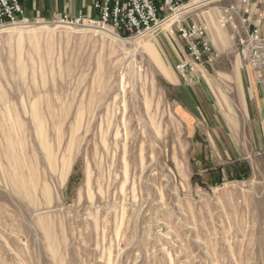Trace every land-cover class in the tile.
I'll list each match as a JSON object with an SVG mask.
<instances>
[{"label": "rangeland", "instance_id": "1", "mask_svg": "<svg viewBox=\"0 0 264 264\" xmlns=\"http://www.w3.org/2000/svg\"><path fill=\"white\" fill-rule=\"evenodd\" d=\"M166 27L116 39L22 15L0 29V264H264V157L217 177L229 165L191 136L184 41ZM233 56L198 68L213 76Z\"/></svg>", "mask_w": 264, "mask_h": 264}, {"label": "crops", "instance_id": "2", "mask_svg": "<svg viewBox=\"0 0 264 264\" xmlns=\"http://www.w3.org/2000/svg\"><path fill=\"white\" fill-rule=\"evenodd\" d=\"M17 1L24 10L23 17L32 21L54 20L64 14L70 18L93 19L98 16V11L93 6L98 0ZM249 1L251 20H254L253 13L256 9L264 13V0ZM222 2L223 6L231 3L239 5L238 0H222ZM219 11L220 9L215 7L211 11L202 12L201 15H197L194 22L204 23L207 28L208 25L212 27V35L208 28V37L214 50L217 49L219 52L227 48L233 50L235 46L229 39V31L219 27L216 22ZM169 26L171 25L167 27ZM260 30L264 35V25ZM141 49L152 62L158 65L164 78L168 81L173 79L170 71L160 63L158 52L154 46L143 44ZM227 60L229 62L224 59L219 62V65L230 64L227 71L219 70L211 76L204 74L198 68L190 76L191 86L179 89V92L185 95L187 100L184 107L189 108L192 105L195 110L193 113L197 114L202 121L200 128L193 127L191 136L194 137L196 131L203 132V140L210 147L206 159L225 162L229 165L218 166L215 169L218 170L217 177L223 178L226 170L232 174L233 169L242 164L251 172L256 165V158L264 157V74L261 77L257 75L250 66L240 61L238 56ZM200 90L207 96H211L214 113L206 112L197 95ZM221 92L227 93L226 96H221ZM210 122L213 123L209 124Z\"/></svg>", "mask_w": 264, "mask_h": 264}, {"label": "built area", "instance_id": "3", "mask_svg": "<svg viewBox=\"0 0 264 264\" xmlns=\"http://www.w3.org/2000/svg\"><path fill=\"white\" fill-rule=\"evenodd\" d=\"M196 1L203 6L219 0H98L93 4L98 11L97 18H70L64 14L53 22L61 26H97L111 29L119 37L127 33L134 38L152 35L170 22L175 25L185 48L176 70L188 82L189 75L195 73L198 66L214 60L207 26L188 21L190 12H186V7ZM238 2L239 5L231 3L220 8L217 24L229 31L240 61L261 77L264 74V35L260 29L264 25V13L256 9L255 19L251 20L250 1ZM23 13L17 0H0V29L16 24Z\"/></svg>", "mask_w": 264, "mask_h": 264}, {"label": "bare ground", "instance_id": "4", "mask_svg": "<svg viewBox=\"0 0 264 264\" xmlns=\"http://www.w3.org/2000/svg\"><path fill=\"white\" fill-rule=\"evenodd\" d=\"M197 7H200L199 3L196 1V2H191V4L189 6L186 7V12H191L192 10H195ZM168 24H171L170 22H167V24H165L164 26L166 27ZM88 28H91L93 26H86ZM106 34H109L113 37H115L116 39H121L118 35H116L111 29H107L105 30Z\"/></svg>", "mask_w": 264, "mask_h": 264}]
</instances>
